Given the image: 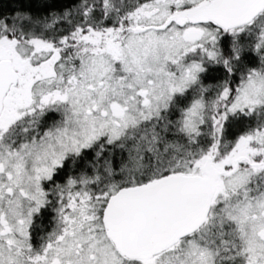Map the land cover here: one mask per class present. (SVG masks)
<instances>
[{"label": "snow or ice", "instance_id": "1", "mask_svg": "<svg viewBox=\"0 0 264 264\" xmlns=\"http://www.w3.org/2000/svg\"><path fill=\"white\" fill-rule=\"evenodd\" d=\"M0 264H264V0L0 3Z\"/></svg>", "mask_w": 264, "mask_h": 264}, {"label": "trees", "instance_id": "2", "mask_svg": "<svg viewBox=\"0 0 264 264\" xmlns=\"http://www.w3.org/2000/svg\"><path fill=\"white\" fill-rule=\"evenodd\" d=\"M0 3L3 4L5 11L11 10V0H0Z\"/></svg>", "mask_w": 264, "mask_h": 264}]
</instances>
